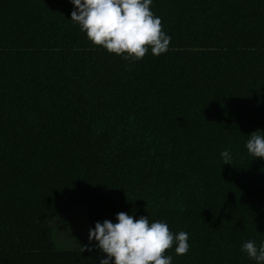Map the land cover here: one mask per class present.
I'll return each mask as SVG.
<instances>
[{"label": "trees", "instance_id": "obj_1", "mask_svg": "<svg viewBox=\"0 0 264 264\" xmlns=\"http://www.w3.org/2000/svg\"><path fill=\"white\" fill-rule=\"evenodd\" d=\"M150 9L171 41L133 62L93 45L70 0H0V264H99L77 212L87 230L124 212L187 232L172 264H256L241 246L264 242V159L245 148L264 131V0Z\"/></svg>", "mask_w": 264, "mask_h": 264}, {"label": "clouds", "instance_id": "obj_2", "mask_svg": "<svg viewBox=\"0 0 264 264\" xmlns=\"http://www.w3.org/2000/svg\"><path fill=\"white\" fill-rule=\"evenodd\" d=\"M73 5L71 21L95 46L109 54L122 55L133 62L151 51L153 56L167 52L171 36L162 30L160 17L150 9L153 0H70ZM247 152L254 158L264 159V131L249 135L245 143ZM223 164H232L228 149L220 153ZM110 220L96 222L89 229V240L104 253L99 264H172L166 250L175 245L177 256L189 251V235L172 233L164 221L149 222L148 216L135 218L124 212ZM250 260L264 264V242L259 246L247 240L241 246Z\"/></svg>", "mask_w": 264, "mask_h": 264}, {"label": "rangeland", "instance_id": "obj_3", "mask_svg": "<svg viewBox=\"0 0 264 264\" xmlns=\"http://www.w3.org/2000/svg\"><path fill=\"white\" fill-rule=\"evenodd\" d=\"M75 217L71 218L70 222L73 223L74 226H77V228H80L85 234H87V238L89 239V230H87V225L82 220H79L81 217L80 212L75 213ZM67 226H63L60 228V235L58 236L61 241H64V239L67 237L72 236V238H68V240L71 242L70 244H83V236L80 232H76L74 230L67 231ZM66 232V233H64ZM76 245V246H78Z\"/></svg>", "mask_w": 264, "mask_h": 264}]
</instances>
